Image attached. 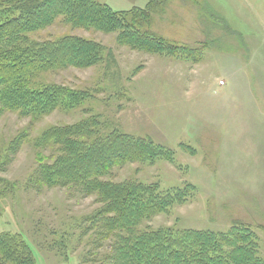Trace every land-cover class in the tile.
Segmentation results:
<instances>
[{
    "label": "rangeland",
    "instance_id": "rangeland-1",
    "mask_svg": "<svg viewBox=\"0 0 264 264\" xmlns=\"http://www.w3.org/2000/svg\"><path fill=\"white\" fill-rule=\"evenodd\" d=\"M97 1L115 11L148 3ZM151 29L195 48L208 44L204 58L192 63L133 51L115 33L73 29L60 18L28 36L33 43L85 38L107 56L90 68L37 79L39 87L78 93L76 103L44 115L0 103V233L23 242L34 264H85L86 258L96 264L110 253V242L99 243L88 221L100 207L96 196L74 184L46 185L39 175L59 156L45 134L91 118L107 133L117 125L170 151V158L127 163L105 178L186 193L183 203L142 222V229L227 232L239 222L253 229L264 256V0H173Z\"/></svg>",
    "mask_w": 264,
    "mask_h": 264
},
{
    "label": "trees",
    "instance_id": "trees-1",
    "mask_svg": "<svg viewBox=\"0 0 264 264\" xmlns=\"http://www.w3.org/2000/svg\"><path fill=\"white\" fill-rule=\"evenodd\" d=\"M1 1L0 103L11 110L44 115L69 101H80L78 93L61 87L37 86V79L53 70L86 69L106 61V51L85 38L31 42L30 33L59 18L73 29L115 33L120 46L165 59L197 63L208 48V44L195 48L172 41L151 29L155 16L165 13L173 0H148L145 8L129 11H115L97 0ZM113 61L109 56L108 64ZM104 127L91 118L49 130L45 144L57 147L59 156L39 172L46 185L74 184L87 196H96L100 207L88 221L96 225L99 243L110 242V253L96 259V264H264L253 229L239 222L227 232L142 229V222L183 203L186 193L179 188L164 192L143 182L106 180L114 168L147 158H170V151L150 137L128 134L117 125L107 133ZM0 264H34V259L23 242L0 233Z\"/></svg>",
    "mask_w": 264,
    "mask_h": 264
}]
</instances>
